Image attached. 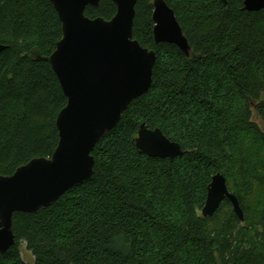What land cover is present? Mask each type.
<instances>
[{
	"label": "trees",
	"instance_id": "1",
	"mask_svg": "<svg viewBox=\"0 0 264 264\" xmlns=\"http://www.w3.org/2000/svg\"><path fill=\"white\" fill-rule=\"evenodd\" d=\"M191 55L153 38V0H137L133 38L156 54L152 84L92 152V176L37 212L15 213V245L0 264H264V10L244 0H164ZM100 0L91 19L110 20ZM48 0H0V175L58 145L66 106L45 60L61 39ZM178 143L182 156L151 158L135 139L141 124ZM228 200L202 216L213 175Z\"/></svg>",
	"mask_w": 264,
	"mask_h": 264
},
{
	"label": "water",
	"instance_id": "2",
	"mask_svg": "<svg viewBox=\"0 0 264 264\" xmlns=\"http://www.w3.org/2000/svg\"><path fill=\"white\" fill-rule=\"evenodd\" d=\"M48 1L57 13L62 36L45 60L67 103L55 121L59 140L52 156L32 159L11 176L0 175V255L15 245V213L32 214L49 207L92 176L94 148L116 127L130 104L148 92L156 63L155 52L133 38L137 0H110L116 6L110 20L85 15L86 8H98L100 0ZM242 10H264V0H244ZM152 21L156 44L173 45L186 57L191 55L174 12L164 0H153ZM3 50L0 45V53ZM135 146L151 158L173 159L183 154L178 143L144 123ZM225 200L243 221L237 197L229 191L226 178L217 173L207 187L202 216H213Z\"/></svg>",
	"mask_w": 264,
	"mask_h": 264
},
{
	"label": "rangeland",
	"instance_id": "3",
	"mask_svg": "<svg viewBox=\"0 0 264 264\" xmlns=\"http://www.w3.org/2000/svg\"><path fill=\"white\" fill-rule=\"evenodd\" d=\"M19 249H20V254H21L22 260L24 262H26L27 264H33L34 258L31 255V253L26 250V246L24 243L21 244Z\"/></svg>",
	"mask_w": 264,
	"mask_h": 264
}]
</instances>
